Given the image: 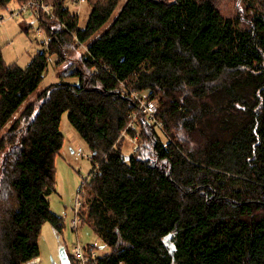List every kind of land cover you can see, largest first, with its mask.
<instances>
[{
	"label": "trees",
	"instance_id": "trees-1",
	"mask_svg": "<svg viewBox=\"0 0 264 264\" xmlns=\"http://www.w3.org/2000/svg\"><path fill=\"white\" fill-rule=\"evenodd\" d=\"M34 1L46 47L21 66L0 36V264L39 257L46 221L66 227L48 197L67 111L93 159L82 223L110 247L91 258L87 243L88 264H264V0H247L252 19L210 0H87L82 27L69 0ZM51 55L58 80L38 91ZM121 82L150 90L167 141Z\"/></svg>",
	"mask_w": 264,
	"mask_h": 264
},
{
	"label": "rangeland",
	"instance_id": "rangeland-1",
	"mask_svg": "<svg viewBox=\"0 0 264 264\" xmlns=\"http://www.w3.org/2000/svg\"><path fill=\"white\" fill-rule=\"evenodd\" d=\"M210 1L226 16H233L239 13L244 17L252 19L255 11L258 9L257 6L250 7L247 0ZM67 6L70 11L79 14L80 26H85L92 9L88 1L69 0ZM9 7L10 10L0 11V15H5V19L1 21L0 24V36L4 45L3 52L7 62L17 61L21 66H27L36 52L46 47L43 40L47 39V43L49 39L46 38L44 32L39 29L38 16L34 10L27 8L22 9L16 0H13ZM36 7L37 6H34L35 9ZM44 8L52 12V15L55 16L51 5L45 4ZM247 24H249V21L244 20L241 26H246ZM79 49L80 52H84L86 46L81 44L79 45ZM58 60L59 57L57 55L50 56L46 77L39 86L38 91L46 87L49 83L58 80L56 68V62ZM72 80L77 81L76 78ZM120 87L123 91H129L133 95H136V99H139V110L133 113V115L135 117H138L139 113L143 116L146 115L164 142L167 141L161 131V127L157 124L159 122V120L156 119V111L158 109L157 101L153 99L149 100L150 97L148 92L150 90L145 89L143 93H140L137 90H131L126 82H121ZM142 95L144 96L142 97ZM151 106L153 110L150 109ZM68 115V111L65 112L61 122V131L64 134L65 143L56 163L57 186L56 190L48 197L52 210L65 217L66 227L63 231H58L50 221L44 223L40 236V261L38 258H35L30 264H62L60 256V249L62 246L66 247L68 252L73 253L74 245L78 243L82 247L87 243L96 244L98 248L97 251H94L95 257L99 253L102 254L108 251L110 248L87 221L75 226L72 220L75 216L74 207L78 197L83 202L81 207H79L80 214H82L81 217L84 218L85 216V207L87 206H84V204L85 202L88 203V201L85 196L80 195L79 192H84L85 190L82 183L88 178L92 170L93 159L88 144L76 133L69 121ZM135 120L134 118L128 124L134 131V136H131V133L127 134V129L123 132V136L125 135L123 147L127 155L131 154L133 150L139 146L141 138L139 134L141 131V124Z\"/></svg>",
	"mask_w": 264,
	"mask_h": 264
},
{
	"label": "built area",
	"instance_id": "built-area-1",
	"mask_svg": "<svg viewBox=\"0 0 264 264\" xmlns=\"http://www.w3.org/2000/svg\"><path fill=\"white\" fill-rule=\"evenodd\" d=\"M38 1H34V0H31L27 5H23L21 6L22 9H25L32 5V4H37ZM42 7L44 8V5H42ZM46 11H48L46 8H44ZM49 12V11H48ZM50 13V12H49ZM52 13V12H51ZM4 15V14H3ZM5 19V15L2 16L0 15V24H1V21H3ZM151 110L152 109V106L150 107ZM155 110V109H154ZM152 116L154 117L153 113H152ZM159 126L161 127L162 124L161 122H159ZM80 194V192H79ZM81 204H83L82 200L78 197L75 201V207H74V213H75V216L73 217V222H74V225L75 226H78L80 223H82V218H81V214H80V208L81 207ZM85 246V245H84ZM73 254L74 256L76 257V259L78 260V263L79 264H87L90 260L89 256L87 255V252L85 251V247H82L79 243L74 245V248H73ZM92 257H95V253L92 252L91 254V258Z\"/></svg>",
	"mask_w": 264,
	"mask_h": 264
},
{
	"label": "water",
	"instance_id": "water-1",
	"mask_svg": "<svg viewBox=\"0 0 264 264\" xmlns=\"http://www.w3.org/2000/svg\"><path fill=\"white\" fill-rule=\"evenodd\" d=\"M168 241H169V244L172 246L171 235L169 236ZM60 256H61L62 264H72L66 247H63V246L61 247Z\"/></svg>",
	"mask_w": 264,
	"mask_h": 264
},
{
	"label": "crops",
	"instance_id": "crops-1",
	"mask_svg": "<svg viewBox=\"0 0 264 264\" xmlns=\"http://www.w3.org/2000/svg\"><path fill=\"white\" fill-rule=\"evenodd\" d=\"M38 258V260L40 261V256L39 257H37ZM31 262V261H30ZM30 262H28L27 264H30Z\"/></svg>",
	"mask_w": 264,
	"mask_h": 264
},
{
	"label": "bare ground",
	"instance_id": "bare-ground-1",
	"mask_svg": "<svg viewBox=\"0 0 264 264\" xmlns=\"http://www.w3.org/2000/svg\"><path fill=\"white\" fill-rule=\"evenodd\" d=\"M42 51V50H41ZM82 212H83V210H82ZM82 215V214H81ZM82 218V217H81ZM82 221H83V218H82Z\"/></svg>",
	"mask_w": 264,
	"mask_h": 264
}]
</instances>
